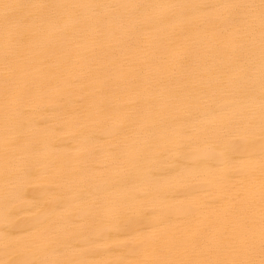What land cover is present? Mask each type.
Returning a JSON list of instances; mask_svg holds the SVG:
<instances>
[{"label":"bare ground","instance_id":"bare-ground-1","mask_svg":"<svg viewBox=\"0 0 264 264\" xmlns=\"http://www.w3.org/2000/svg\"><path fill=\"white\" fill-rule=\"evenodd\" d=\"M0 264H264L262 0H0Z\"/></svg>","mask_w":264,"mask_h":264},{"label":"snow or ice","instance_id":"snow-or-ice-1","mask_svg":"<svg viewBox=\"0 0 264 264\" xmlns=\"http://www.w3.org/2000/svg\"><path fill=\"white\" fill-rule=\"evenodd\" d=\"M262 7H264V0H262Z\"/></svg>","mask_w":264,"mask_h":264}]
</instances>
